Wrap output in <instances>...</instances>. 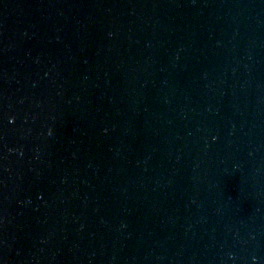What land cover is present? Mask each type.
Returning <instances> with one entry per match:
<instances>
[{
	"label": "water",
	"instance_id": "95a60500",
	"mask_svg": "<svg viewBox=\"0 0 264 264\" xmlns=\"http://www.w3.org/2000/svg\"><path fill=\"white\" fill-rule=\"evenodd\" d=\"M0 264H264V0H0Z\"/></svg>",
	"mask_w": 264,
	"mask_h": 264
}]
</instances>
